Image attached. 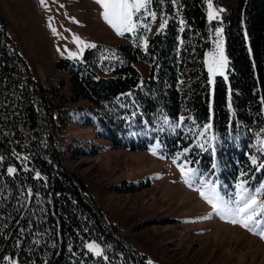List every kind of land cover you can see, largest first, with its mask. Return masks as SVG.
Masks as SVG:
<instances>
[{
    "label": "trees",
    "instance_id": "16d2710c",
    "mask_svg": "<svg viewBox=\"0 0 264 264\" xmlns=\"http://www.w3.org/2000/svg\"><path fill=\"white\" fill-rule=\"evenodd\" d=\"M208 2L153 0L149 8L157 18L149 17L150 30L144 25L124 34L121 44L87 48L80 60H57L54 70L64 79L47 88L32 82L0 23V264H10L5 257L17 264H149L116 237L83 183L62 165L66 155L96 154L103 142L128 151L156 143L164 159L188 148V159L199 161L195 167L225 197L243 181L253 188L262 179L264 170L257 171L250 157L258 155L256 134L264 140V0H211L224 5L214 21L206 17ZM217 25L223 28L227 79L215 76L210 86L204 54L212 50ZM164 117H184L185 125L157 131ZM208 122L213 127L206 135L216 139L204 151L194 147L204 138L188 129L199 131ZM69 126L86 129L92 139L66 145ZM8 168L17 171L9 175ZM26 188L39 196L17 213L12 198ZM20 226L28 231L22 234ZM89 241L101 256L86 249Z\"/></svg>",
    "mask_w": 264,
    "mask_h": 264
},
{
    "label": "rangeland",
    "instance_id": "374dc122",
    "mask_svg": "<svg viewBox=\"0 0 264 264\" xmlns=\"http://www.w3.org/2000/svg\"><path fill=\"white\" fill-rule=\"evenodd\" d=\"M223 8L222 4L212 5L217 16L211 21L219 20ZM103 11L96 0H0V23L32 82L47 88L64 79L54 70L57 60H80L92 45L116 46L123 42L103 18ZM208 14L207 4L210 21ZM137 23L134 32L124 34L132 35L145 25L144 20ZM215 29L212 50L204 54L210 86L215 76L223 77L208 71L207 61L209 54L216 52L217 39L222 40L226 57L223 36L217 38ZM134 67L141 76L145 74L139 62ZM64 137L66 145L78 137L92 139L86 129L75 126H69ZM157 148L154 143L146 151L117 150L103 142L96 154L66 155L62 165L83 183L86 194L114 227L116 237L148 263L264 264V239L231 223L232 216L218 214L200 195V185L193 188L184 183L178 167L181 163L164 159ZM261 182L264 176L255 187ZM216 190L220 194L219 187ZM240 192L237 188L232 196L220 195L225 200H237ZM257 199L264 202V192ZM88 244L99 247L89 241L86 249Z\"/></svg>",
    "mask_w": 264,
    "mask_h": 264
},
{
    "label": "snow or ice",
    "instance_id": "6c2138e0",
    "mask_svg": "<svg viewBox=\"0 0 264 264\" xmlns=\"http://www.w3.org/2000/svg\"><path fill=\"white\" fill-rule=\"evenodd\" d=\"M41 2L43 3V0H41ZM96 2L100 4L104 10L103 18L116 30L117 34L121 36H123L125 32H134L139 26L137 22L141 20L145 21L146 30H150V28L147 26L149 17L153 21H155L157 18V13L155 11H151L149 8V5L153 3V0H96ZM208 8L209 20L211 21L217 16V13L212 11L211 0H209L208 2ZM142 9L145 11L142 12ZM219 11L222 12L224 10L220 9ZM134 14H139L136 15L137 22H134L133 20ZM165 23L166 21H162L160 23V31H162L165 27ZM180 23L183 26L184 21L181 20ZM181 30H183V28ZM52 31L54 34H56L55 28H52ZM222 32L223 28H216L215 36L217 38L221 37ZM222 43L223 42L221 39H217L216 52L209 54V60L207 61L208 71L212 74V76L219 74L227 79V76L224 75L223 69L227 66L228 61L224 56ZM144 46L145 48H147L146 40L144 42ZM92 47L95 46L92 45ZM261 103L264 104V100H262ZM209 120L211 121V116ZM192 124L196 125V121L193 120ZM164 125H166L170 131L176 132L178 129L185 125V118L180 117L179 120L170 122L167 117H164L163 124L157 129V131L163 132L165 130ZM212 127V123L208 122L203 124V126L200 127L199 131H194L193 128H189L188 131L192 135L196 136L199 140V138L205 137V134L208 133L212 129ZM261 132H264V129H261ZM256 136L260 145V147L257 148L258 155H252L250 159L252 165L255 166L257 171H259L264 170V140L259 139L260 133H257ZM213 139H216V137L207 136L204 143L197 142L194 147L207 151L208 149L205 148V144ZM157 146H159V144ZM189 151L190 149L185 148L173 159V163L175 164L177 160H180L181 157H184V160L180 165H178L184 183L193 188H195L196 185H200L201 187L197 189L200 195L209 204H211L212 208L216 210L218 214H220L222 217L232 216L233 219L230 221L231 223L238 224L249 232L258 235L261 239H264V202L257 199V195L264 192V182H261L258 187L246 189L244 187V184L248 183V181H243L236 185L238 189H241V192L239 193V199L225 200L219 194V192H217L215 183L211 180H206L205 172L195 167L196 164H199V161L188 159ZM153 154H155V151H153ZM187 165L193 166L186 167ZM211 167L212 169H216L218 167V164L216 162H213ZM16 171V168L7 169V173L9 175L16 173ZM241 175L244 176L248 174L241 173ZM37 177H39V173H37ZM250 179H252L251 176H249V180ZM209 184L211 185V187H208ZM3 187V185H0V194H2ZM204 189H207V192ZM21 196L25 197L24 201H21L19 199V197ZM38 196L39 193L33 192L31 188H26L23 192L17 193V195L12 198L14 201H16L17 204H19V207L16 208L15 211L17 213H21L27 206L28 200H32L33 202H35ZM28 210L31 211L30 208ZM10 218L14 217L10 216ZM18 223L19 222L17 221V224ZM4 226L5 225H0V227ZM18 231L23 234L26 233L28 229L20 226L18 227ZM19 243L20 240L18 238L17 246H19ZM34 243L39 245L40 240L36 239ZM53 247H55V244H53ZM87 249L90 252H95L96 256H101V250L95 244H88ZM4 259H8L10 261V264H17L14 258L5 257ZM44 264H48V261H45ZM149 264H151V261H149Z\"/></svg>",
    "mask_w": 264,
    "mask_h": 264
}]
</instances>
